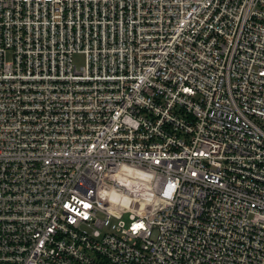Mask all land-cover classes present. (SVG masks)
<instances>
[{"label": "built area", "instance_id": "obj_1", "mask_svg": "<svg viewBox=\"0 0 264 264\" xmlns=\"http://www.w3.org/2000/svg\"><path fill=\"white\" fill-rule=\"evenodd\" d=\"M0 264H264V0H0Z\"/></svg>", "mask_w": 264, "mask_h": 264}, {"label": "rangeland", "instance_id": "obj_2", "mask_svg": "<svg viewBox=\"0 0 264 264\" xmlns=\"http://www.w3.org/2000/svg\"><path fill=\"white\" fill-rule=\"evenodd\" d=\"M75 61H76L78 66L84 65V57L83 56H80V55L76 56Z\"/></svg>", "mask_w": 264, "mask_h": 264}, {"label": "snow or ice", "instance_id": "obj_3", "mask_svg": "<svg viewBox=\"0 0 264 264\" xmlns=\"http://www.w3.org/2000/svg\"><path fill=\"white\" fill-rule=\"evenodd\" d=\"M84 206H85V207H88L89 205L85 204ZM137 227H140V228H142V227H143V225H142V224H140V225H137Z\"/></svg>", "mask_w": 264, "mask_h": 264}]
</instances>
